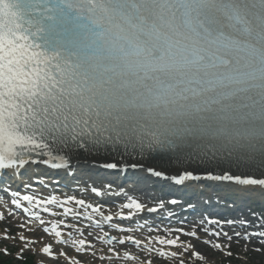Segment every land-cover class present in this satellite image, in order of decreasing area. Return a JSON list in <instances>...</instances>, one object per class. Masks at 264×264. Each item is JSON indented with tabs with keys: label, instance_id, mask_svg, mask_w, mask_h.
Here are the masks:
<instances>
[{
	"label": "snow or ice",
	"instance_id": "1",
	"mask_svg": "<svg viewBox=\"0 0 264 264\" xmlns=\"http://www.w3.org/2000/svg\"><path fill=\"white\" fill-rule=\"evenodd\" d=\"M70 150L103 153L110 162L102 167L124 173L143 168L142 160L171 164L182 174L164 177L153 166L146 171L177 184L208 180L264 186V178H255L264 177V0H0V175L12 170L18 179L16 170L34 152L49 157L45 165L69 168ZM10 188L6 183L0 192ZM91 191L127 195L110 185L102 193L96 187ZM12 196L11 204L30 218L18 226L25 231H34L28 227L33 220L47 223L41 211L59 214L50 205L62 208L65 216L80 217L65 206L70 202L84 207L86 218L99 214L105 223L114 219L101 206L75 196L38 198L19 191ZM123 208L129 211L120 213L122 219L158 211L134 198ZM159 208H164L163 201ZM4 215L0 211V220ZM252 215L255 224L243 216L220 220L205 214L190 232L177 231L199 238L198 224L217 238L215 249H230L220 237L264 241V216ZM61 226L83 234L64 220L43 230L77 252L93 247L86 239H73L72 233L65 240ZM95 226L101 227L102 221L96 220ZM226 227L233 228L232 235ZM238 227L250 230L236 231ZM105 237L109 245L142 244L133 236L118 238L107 232L98 239ZM18 238L24 244L21 255L37 243L23 233ZM4 239L15 237L5 231ZM155 239L161 245H183L184 251L193 247L179 236ZM145 247L164 258L183 255ZM41 251L57 256L51 243ZM195 256L206 259L200 252ZM124 258L136 259L128 252ZM70 264L81 262L71 259Z\"/></svg>",
	"mask_w": 264,
	"mask_h": 264
},
{
	"label": "rangeland",
	"instance_id": "2",
	"mask_svg": "<svg viewBox=\"0 0 264 264\" xmlns=\"http://www.w3.org/2000/svg\"><path fill=\"white\" fill-rule=\"evenodd\" d=\"M61 220H64V219L57 218L56 221H61ZM64 221L68 223L69 225H75L76 228L82 229V225L77 224V222L70 221L67 219H65ZM36 230L42 233L44 237L42 238L34 237V235L30 231L21 232L25 236H28L37 241L36 244L31 245L30 248L28 249H25V251L21 255L20 250L21 248L24 247V244L18 238V235L20 234V232L15 230L11 226V224L9 225L8 223H6L4 219L0 220V252L4 254H8V256L13 255L18 258L23 257V255H35L36 261L38 264H70L71 259H77L81 262V264H94V263H91L90 261H87L88 259L84 260L80 258L81 254L93 255L99 260L98 264H149V262L150 264H174V263L180 264V261H181L179 259L174 260L176 257L175 258H164V257H161L158 254V252H149L148 248L145 247L146 245L150 246L151 248H155V249L162 248L165 251H172V250L167 249L165 245L159 244L158 241L155 239L156 237L155 238L154 237H150V238L144 237L143 239H141L140 241L144 244L143 245L144 249L136 245L132 246V245L123 244V245H126V247L127 246L129 247H127L126 249H123L122 251H117L115 246H118L121 244L116 243L114 246H111V247H108V246L107 247L105 246V248L92 247L89 250H86L83 252H77L76 249L71 244H59L56 242L57 238H55L54 235L49 236L46 233H43L39 229H36ZM5 231H7V235L9 237H15V239H4ZM67 232L76 235L75 237H72L73 239H76V240L83 239L82 237H80L81 234L79 232H75L72 227L69 228ZM105 232L109 234L115 233L114 235H116L118 238H122V237H119L120 235H118L117 233L119 231L111 230V229L109 230V229L104 228V233ZM90 233L94 234L92 231L88 230V232L86 233L87 235L86 237H88V234ZM64 236L68 237L67 234H65ZM98 237H104V234H100L99 236H97V239ZM207 237L209 236L207 235ZM46 238L49 241L47 242L44 241V239ZM207 241H210L211 244L205 243L203 240H201V248L199 249L195 248V245L191 243L193 247L189 250H191L193 253L192 258H191L192 261H190L189 263L184 261V264H224V263H227V264H264V246L259 245V243L256 242L255 240H253L254 242L252 243V245H249L247 243V247L245 248L246 243L238 245L236 243L237 241L236 237H233L232 241H228L227 239H221L219 240L221 244L231 245L230 249H225V250L214 248V244L216 240L212 242L211 240L208 239ZM48 243H51L53 245L54 252L57 253L56 258L47 257L46 254L44 255V253H42L41 249ZM206 246H211V248L207 249ZM66 247H70L71 250L69 252H65ZM85 248H87V245L85 246ZM110 248L114 249V252L116 254H119L120 258H117V257L114 258L113 254L109 251ZM5 249H7V251H5ZM254 249H260V250L255 251ZM226 251H231L232 255L231 256L226 255L225 254ZM61 252L66 253V255H60ZM124 252L131 253L134 257H136V259L124 258ZM138 252H145L147 254V257H145L144 260L138 259V255H137ZM195 252H200L204 257H206V259L201 260L200 258L196 257ZM101 256H107L111 258L110 259H100L99 257ZM178 256H184V253L183 255H178Z\"/></svg>",
	"mask_w": 264,
	"mask_h": 264
},
{
	"label": "bare ground",
	"instance_id": "3",
	"mask_svg": "<svg viewBox=\"0 0 264 264\" xmlns=\"http://www.w3.org/2000/svg\"><path fill=\"white\" fill-rule=\"evenodd\" d=\"M100 155V157H103V158H105V159H109L110 157L109 156H107V155H105V154H103V153H101V154H99ZM98 159H100V158H98ZM102 161L104 162L105 160H103L102 159ZM101 160H96L94 163H100V162H102ZM105 163V162H104ZM91 167H93V166H91ZM176 171H178V168L177 167H166L163 171H161V172H163V173H165V174H168V175H171V176H174L175 174H177V172ZM259 178H264V177H261V176H259ZM78 208H81L82 209V207H78ZM112 208V207H111ZM120 209H121V207L120 208H113V210L114 211H116V212H119L120 211ZM83 210H85V208H83ZM88 210H90V209H88ZM91 211V210H90ZM116 217H118V216H116ZM191 223V225H193V223H192V221H190ZM17 223V222H16ZM191 225H189V226H191ZM19 229H22V228H20V227H18ZM166 235H171V234H166ZM181 239H183V240H188V238H186L185 236H181L180 237ZM255 240H257L258 241V243L260 244V245H262V246H264V241H260L259 239H255ZM187 256H188V259H189V257L191 256V252L190 251H187ZM85 256H83V258H84ZM89 258H91L92 260H94L95 262H98V260L96 259V258H93L92 257V255L91 256H89ZM89 258H87V259H89Z\"/></svg>",
	"mask_w": 264,
	"mask_h": 264
}]
</instances>
